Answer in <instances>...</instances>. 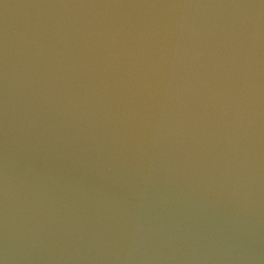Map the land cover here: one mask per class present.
<instances>
[{"label":"water","instance_id":"1","mask_svg":"<svg viewBox=\"0 0 264 264\" xmlns=\"http://www.w3.org/2000/svg\"><path fill=\"white\" fill-rule=\"evenodd\" d=\"M0 264H264V0H0Z\"/></svg>","mask_w":264,"mask_h":264}]
</instances>
